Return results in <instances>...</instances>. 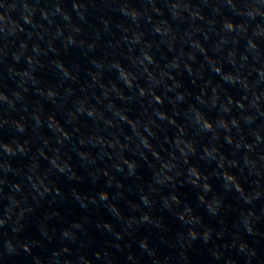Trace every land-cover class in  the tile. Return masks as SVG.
<instances>
[{"label":"clouds","instance_id":"9594fccd","mask_svg":"<svg viewBox=\"0 0 264 264\" xmlns=\"http://www.w3.org/2000/svg\"><path fill=\"white\" fill-rule=\"evenodd\" d=\"M227 27H228L229 29H231V28L233 27V25H232L231 23H229V24H227ZM157 30L159 31V29H157ZM145 59L149 60V62L152 61L151 56H145ZM220 70H221L220 68H217V69H216L217 72H220ZM122 75H127V74H126V73H122ZM126 82L129 84V86L131 85V80H127ZM139 91H140L141 96L145 95V90H144L143 88H140ZM50 94H53V95H54V93H50ZM231 102H232V99L229 98V103H231ZM223 123H224V121H221V124H223ZM203 127H204L205 129H207V130H211L212 127H213V125H212V123L209 122L208 120H203ZM181 129H182V128H181ZM229 142H231L230 139H229ZM5 147L7 148V145H6ZM125 163H127V161H125ZM221 177H222L223 179L227 180V181H232V182H235V181H236V177H235L234 175L230 174V173L227 172V171H224V172L221 174ZM236 187H237V190H238V191H241V192L243 191V188L241 187V185L237 184ZM57 191H58V190H57ZM204 191H205V192H210V191H211V188H210L209 186L205 185V186H204ZM100 198H101L102 200H107V199H108V193L105 192L104 194L100 195ZM180 218L183 219V215H182V214H181V217H180ZM144 219L147 220L148 217L145 216ZM190 234H191L193 237H195L194 234H192V233H190Z\"/></svg>","mask_w":264,"mask_h":264}]
</instances>
